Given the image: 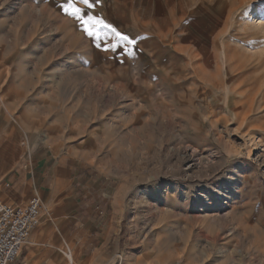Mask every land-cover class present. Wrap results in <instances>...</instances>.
<instances>
[{"label": "rangeland", "instance_id": "1", "mask_svg": "<svg viewBox=\"0 0 264 264\" xmlns=\"http://www.w3.org/2000/svg\"><path fill=\"white\" fill-rule=\"evenodd\" d=\"M67 3L0 0V129L111 192L120 264H264V0H73L131 54Z\"/></svg>", "mask_w": 264, "mask_h": 264}, {"label": "crops", "instance_id": "2", "mask_svg": "<svg viewBox=\"0 0 264 264\" xmlns=\"http://www.w3.org/2000/svg\"><path fill=\"white\" fill-rule=\"evenodd\" d=\"M44 149V142H40L25 152L22 139L17 142L13 131L0 129V198L6 203L25 204L36 194L50 205L11 264H73L72 253L80 262L112 264L116 260L120 264L121 217L118 210L109 212L101 205L111 192L96 195L73 188L69 176L75 158L57 159ZM14 164L20 166L11 172Z\"/></svg>", "mask_w": 264, "mask_h": 264}, {"label": "built area", "instance_id": "3", "mask_svg": "<svg viewBox=\"0 0 264 264\" xmlns=\"http://www.w3.org/2000/svg\"><path fill=\"white\" fill-rule=\"evenodd\" d=\"M47 208L33 195L25 204L6 203L0 198V264L13 263Z\"/></svg>", "mask_w": 264, "mask_h": 264}, {"label": "snow or ice", "instance_id": "4", "mask_svg": "<svg viewBox=\"0 0 264 264\" xmlns=\"http://www.w3.org/2000/svg\"><path fill=\"white\" fill-rule=\"evenodd\" d=\"M97 2L98 0H80V3L88 9L93 8ZM63 10L65 13H68L76 18V20L80 23L83 32L88 37H92L94 42L101 40L102 33L104 38H107L109 35L112 36V41L105 47L106 51L110 49L115 52L120 49L123 44L125 46L123 50L128 53L127 46L136 44L135 39H132L128 35L118 31L111 24L105 23L103 19L87 14L83 8L78 7L75 3H73V0H68V3L63 6ZM105 29L108 31L105 32ZM99 46V43H97V47Z\"/></svg>", "mask_w": 264, "mask_h": 264}]
</instances>
